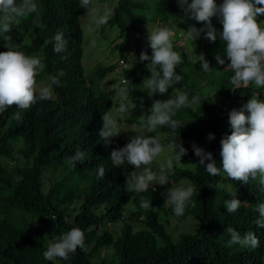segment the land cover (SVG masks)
<instances>
[{"label": "trees", "instance_id": "16d2710c", "mask_svg": "<svg viewBox=\"0 0 264 264\" xmlns=\"http://www.w3.org/2000/svg\"><path fill=\"white\" fill-rule=\"evenodd\" d=\"M112 1L117 4L103 27L117 33L111 49L119 53V61L129 66L124 74L127 83L128 80L133 83L127 89L136 97L135 108L150 109L153 99H171L173 89L187 92L189 101L198 96V105L176 110L173 119L184 127L173 133L163 126L158 127V132L167 135V144L174 139L187 149L182 158H195L198 165L200 158L193 149L196 145L211 153L216 165L222 167L221 140L232 131L230 112L240 110L253 96L264 100V88L249 85L235 89L230 83L234 73L225 71L228 61L224 55L226 63L216 83L224 98L222 104L207 101L195 84L191 85L184 61L175 69L182 80L169 88L167 95L150 98L142 89L144 79L150 76L146 67L150 61L134 65V59L126 56L129 47L132 44L141 47L142 37L148 33L145 24L151 21L146 14L148 9L166 18L186 20L188 16L177 0ZM36 3L43 27L33 24L36 14L25 17L19 25L13 24L8 33L12 37V50L36 56L44 63V71L36 77L38 89L50 84L49 75L56 76L59 84L52 85L51 99L37 100L26 110L13 106L0 113V264H93L105 248H113L118 264H264V228L255 223L259 218L256 205L264 202V190L255 181L244 185L229 180L223 173L211 176L203 166L194 170L173 167L169 183L176 185L186 179L195 189L192 196L195 207L189 205L178 216L181 221L194 219L193 229L181 232L177 239L167 229L169 217L161 213L165 200L153 188L140 193L127 190L122 167H114L109 158L114 149H121L128 142L114 137L105 146L98 134L103 127L102 113L114 108L113 96L117 92H106L102 81L119 63L108 65L100 60L91 72L87 71L92 60H85L86 10L80 7L79 0H36ZM138 10L143 12L137 13ZM216 30L218 33L223 30L220 21H216ZM58 31L63 32L66 41V49L60 53L53 50L52 43L45 45V40H51ZM33 34L35 39L28 43ZM222 44L218 36L212 52ZM3 45L0 37V52L7 51ZM179 45L173 44V50L179 52ZM143 53L151 56V47H146ZM17 112L19 119L14 115ZM158 132L144 136L157 138ZM209 134L214 139H209ZM78 149L84 159L75 167L66 164L65 158L75 155ZM101 164L105 168L103 177L97 174V166ZM225 184L231 185V191L223 187ZM226 195H236L247 204L229 214L221 200ZM80 196H84L83 202L76 212L72 205ZM144 202L150 206L143 207ZM129 205L143 218L141 222L147 229L135 231L131 223L124 222ZM171 215H175L173 210ZM35 219L48 223L51 238H45ZM119 223H124L123 232L115 237L107 226ZM228 227L242 236L254 232L259 246L247 249L229 244ZM73 228L83 232L84 248L70 253L68 260H46L43 253L49 240H58Z\"/></svg>", "mask_w": 264, "mask_h": 264}, {"label": "clouds", "instance_id": "9594fccd", "mask_svg": "<svg viewBox=\"0 0 264 264\" xmlns=\"http://www.w3.org/2000/svg\"><path fill=\"white\" fill-rule=\"evenodd\" d=\"M79 3L80 7L86 10L85 17L97 27L108 23L111 12L107 6L101 11L94 5L93 0H79ZM177 3L188 18L205 25L199 29L190 26L187 31L182 30L187 38L195 41L204 34L205 39L215 43L219 36L226 45L225 55L228 63L225 71L234 73L230 83L235 89L247 88L249 85L264 88V22L259 20L260 16H264V0H223L220 5H217L216 0H192L191 3L189 0H177ZM32 14H36L32 19L33 24L42 28L36 0H19V3L17 0H0V37L4 41L3 47L7 49L0 52V113L13 106L26 110L37 100L51 99L52 85L59 84L56 76L49 75L50 84L38 89L36 77L44 71V63L36 56L12 50V37L8 33L11 32L13 24L19 25L25 17ZM213 17L219 18L222 32L218 33L213 27ZM173 35V30L168 27L153 28L148 25V42L152 55L141 53L139 61H150L146 65L150 76L143 81V87L148 89L147 95L150 98L157 94L167 95L169 88L182 80L175 71L182 61L180 53L173 50ZM49 43L53 44L56 53L66 49L63 32L58 31L51 40H45V45ZM197 57L204 73L214 70L204 55ZM215 59L221 66L226 63L220 55H216ZM127 94V88H119L117 92L121 102L115 110L120 114L128 111L124 102ZM198 104V96H193L189 101L187 92L173 89V98L153 99L149 109L150 115L142 116L141 119L146 120L145 127L149 132L167 126L174 133L184 127L180 121L173 119L176 110ZM132 107L135 108L136 105L133 104ZM14 115L16 119L20 118L19 112ZM102 122L103 127L98 134L103 144L108 146L112 139L121 133L120 126L111 115V110L102 113ZM229 124L231 134L221 140L222 167L216 165L211 153L196 145H193V149L195 155L200 158L199 164L189 165L203 166L211 176L223 173L229 180L244 185L255 181L261 186V190H264V100L253 96L240 110L233 109L229 114ZM209 139H214L212 134H209ZM167 150L172 155L159 165L158 171H153L150 165L165 152V148L156 137L136 135L123 148L114 149L109 160L114 167L127 164L135 168L127 177L126 188L140 193L153 185H167L168 175L174 172L173 161L181 163L182 157L187 155V149L174 139L168 144ZM83 159V153L78 149L75 155L66 157L65 162L75 167L77 162ZM207 161L211 162L206 163ZM97 174L99 177L104 176L105 168L102 164L97 166ZM194 192L191 184L187 187L172 186L165 193V205H171L173 213L181 216L189 205L195 207V202L192 201ZM246 204L247 202L242 203L235 195L225 201L224 207L232 214ZM142 206L147 208L150 205L144 202ZM256 211L259 218L255 223L259 228H264V202L256 205ZM226 233L230 236L229 244L247 249H256L259 246V239L252 231L242 236L234 228L228 227ZM77 248H84V234L79 228H73L58 240L50 242L43 256L48 261L68 260L69 254L74 253Z\"/></svg>", "mask_w": 264, "mask_h": 264}, {"label": "rangeland", "instance_id": "374dc122", "mask_svg": "<svg viewBox=\"0 0 264 264\" xmlns=\"http://www.w3.org/2000/svg\"><path fill=\"white\" fill-rule=\"evenodd\" d=\"M152 2V1H151ZM150 2V3H151ZM192 0H189V3H191ZM94 5L101 9V11L104 9L105 6H107L108 10L112 13L114 10L115 4L117 2H113L112 0H93ZM149 3V4H150ZM217 5H220L223 3V0H216ZM143 10H138L137 13H142ZM147 16L151 18V21L147 22L145 24V28L148 30V25L150 27H168L173 30V37H172V43L173 44H180L181 50L178 52L181 56V61L185 62V65L187 66V72L190 74V83L191 85L195 84L196 89L199 90L200 94H202L207 101L222 104L224 98L221 95L220 91L218 90V87L216 86L217 81L220 79V76L222 74V66L218 64L217 60H214V57L216 55H220L221 58L225 55V48L226 45H218L216 52H212V45L213 42H210L209 40L204 38V34H201V36L196 39L195 41L187 38L183 31H187L190 26H195L196 28H203L205 27L204 24H201L195 20H192L190 18L183 20V19H173V18H166L162 17L159 14H157L153 9H148L146 11ZM259 20L264 22V18L262 16L259 17ZM216 21H219L218 17L212 18V25L216 29ZM84 25V31H85V60H92V63L90 65H87V71L91 72V69L96 67L97 62L100 60H103L105 64L110 63H121L119 61V53L112 51L111 47L112 44L117 40L116 36L117 33L109 28H104L103 26L97 27L94 23L91 22V20L87 17H84L83 20ZM183 30V31H182ZM35 39V34H33L29 39L28 43H32ZM148 42V33L147 35H144L142 37V43L141 47L137 48L135 44H132L129 47V50L127 52V57H131L134 59V65L138 63V65H142L143 63L139 61V51L140 53H143L146 50V47H149ZM139 50V51H138ZM204 55L206 60L210 63V66L213 71H210L208 73H204L201 69V65L199 64V60L197 56ZM190 58V59H189ZM96 61V62H95ZM117 65V64H116ZM122 66V65H121ZM119 67V66H118ZM116 68V70L108 75L103 81H102V88L108 92L111 93L113 90H116L118 92L119 88H129L133 86L132 80H128V83L125 85L121 84L122 78H126L124 71L126 69L124 68ZM171 88V87H170ZM142 89L148 93V89L144 88L142 85ZM116 94L113 96V101L115 103L114 108L111 110V115L117 120L118 125L120 126L121 133L118 137H121L126 142H130L131 138L136 135H145L149 133V131L146 130V120L141 119L142 116L150 115L148 108H133L132 105L135 104L136 97L133 96L128 92L126 99H124L125 104L128 107V111L124 114L118 113L115 109L118 108L119 103L121 102V98L117 96ZM159 129L157 128L155 131L152 132H158ZM157 138L159 139L160 143L164 146L165 152L162 153L159 157L156 158V161L153 162L150 167L154 171H158V167L160 164L164 163L168 156L172 155L171 152L167 150V142L166 138L167 135L163 133H157ZM197 159L191 158V159H181V163L177 161H173V167L178 168H184L189 170H194L196 166H192L189 164H197ZM188 165V166H187ZM123 174L128 177L129 174H131L133 171H135V168L131 165H124L122 166ZM59 175L58 173L54 176V178ZM49 177H53V175L48 174ZM189 184H191L188 180H183L182 182L172 185L168 183L167 185L160 186V185H153L150 186L153 188V190L164 200H166L165 193L172 188V186H182L187 187ZM192 186V185H191ZM224 188H226L228 191H231V185L225 184L223 185ZM234 195H226L221 198L224 202L226 200H230ZM83 197L80 196L76 198V201L73 205L74 209L78 210L83 202ZM237 199H239L237 197ZM240 200V199H239ZM172 212V206L171 205H165L164 209L161 211V213L165 217H169L167 221V229L172 235L174 239H177L179 234L181 232L189 231L193 229L194 225V219L189 220H178V216L171 215ZM127 220L124 221L126 223H131L134 227L135 231H140L143 229H147L146 226L141 222L143 218L139 217L137 213L135 212V209L132 205H129L127 207ZM36 225L39 227L40 231L45 234V238H51L52 234L50 232L48 223L46 221H38L37 219L34 220ZM123 225L124 223H119L117 225H108L107 229L110 230L115 237H119L122 235L123 232ZM50 236V237H48ZM50 243V240L49 242ZM118 258L115 255V252L113 248H108L101 251L100 256L96 260H93V264H104L103 261L106 262V264H118L117 262ZM57 264H63L62 262H58Z\"/></svg>", "mask_w": 264, "mask_h": 264}, {"label": "built area", "instance_id": "2783aa9c", "mask_svg": "<svg viewBox=\"0 0 264 264\" xmlns=\"http://www.w3.org/2000/svg\"><path fill=\"white\" fill-rule=\"evenodd\" d=\"M120 62H121V63H120L119 65H120L121 68L127 69V68L129 67V66L126 64L125 61H120ZM121 65H122V66H121ZM121 82H122V84L126 83V79L123 78ZM125 218H126V216L124 215L122 219L124 220Z\"/></svg>", "mask_w": 264, "mask_h": 264}]
</instances>
